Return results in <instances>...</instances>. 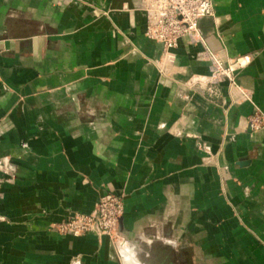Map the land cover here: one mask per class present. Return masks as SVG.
I'll return each instance as SVG.
<instances>
[{
    "label": "crops",
    "instance_id": "1",
    "mask_svg": "<svg viewBox=\"0 0 264 264\" xmlns=\"http://www.w3.org/2000/svg\"><path fill=\"white\" fill-rule=\"evenodd\" d=\"M213 3L162 72L145 0H0V264H264V0ZM206 47L249 98L195 83ZM107 192L124 259L54 227Z\"/></svg>",
    "mask_w": 264,
    "mask_h": 264
},
{
    "label": "built area",
    "instance_id": "2",
    "mask_svg": "<svg viewBox=\"0 0 264 264\" xmlns=\"http://www.w3.org/2000/svg\"><path fill=\"white\" fill-rule=\"evenodd\" d=\"M145 10L148 13L147 35L163 44L167 56L178 46L182 37H188L191 42L206 46L199 21L204 17L214 16L213 0H145ZM204 53L211 62V73L196 78L195 83L205 86L210 93L217 94V86L228 81L238 89L242 97H250L249 91L237 83V71L250 62V56L225 60L207 47ZM167 61L164 59L162 62V72L168 66ZM248 122L252 131L264 128V111L255 110L248 117ZM124 211L123 196L107 192L100 197L92 212H75L54 227L61 234L80 236L93 233L99 237L113 238L117 234L118 217L123 215Z\"/></svg>",
    "mask_w": 264,
    "mask_h": 264
},
{
    "label": "water",
    "instance_id": "3",
    "mask_svg": "<svg viewBox=\"0 0 264 264\" xmlns=\"http://www.w3.org/2000/svg\"><path fill=\"white\" fill-rule=\"evenodd\" d=\"M174 50V49H173ZM173 50H171L169 53H168V57L172 54V51ZM164 55H166V50H165V53H164ZM165 59V58H164ZM163 59V60H164ZM163 60H161V64H160V68H162V66H163ZM168 61V64H169V59H167ZM207 75H209V74H207ZM124 215V214H123ZM123 215H121L120 217H118V222H117V234H116V237H113V238H111V237H109L111 240H112V242L116 245V247H117V253L124 259L125 257H127L128 256V254H129V250H128V248H127V245H126V242H125V240H124V238H123V236H122V232H121V224H122V219H123Z\"/></svg>",
    "mask_w": 264,
    "mask_h": 264
},
{
    "label": "bare ground",
    "instance_id": "4",
    "mask_svg": "<svg viewBox=\"0 0 264 264\" xmlns=\"http://www.w3.org/2000/svg\"><path fill=\"white\" fill-rule=\"evenodd\" d=\"M165 59H169V64L171 63V61H172V57H171V55L168 57L167 55L165 56Z\"/></svg>",
    "mask_w": 264,
    "mask_h": 264
}]
</instances>
